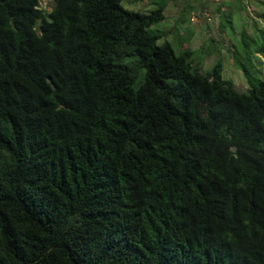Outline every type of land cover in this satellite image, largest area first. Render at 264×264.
<instances>
[{"label":"trees","instance_id":"16d2710c","mask_svg":"<svg viewBox=\"0 0 264 264\" xmlns=\"http://www.w3.org/2000/svg\"><path fill=\"white\" fill-rule=\"evenodd\" d=\"M154 3L0 0V264H264V31L239 91Z\"/></svg>","mask_w":264,"mask_h":264},{"label":"rangeland","instance_id":"374dc122","mask_svg":"<svg viewBox=\"0 0 264 264\" xmlns=\"http://www.w3.org/2000/svg\"><path fill=\"white\" fill-rule=\"evenodd\" d=\"M157 0H121L125 8L146 12L156 8ZM52 0H39V6L48 9ZM149 29L160 36L157 43L167 41L174 51L192 50L191 59L202 71L215 66L220 76L233 82L235 89L245 90L246 74L234 54L245 55L252 41H258L264 31V0H164L163 18ZM251 61L256 72L252 77H264V56L253 51ZM258 57V58H257ZM217 62V64H216ZM77 219L72 215L68 222Z\"/></svg>","mask_w":264,"mask_h":264}]
</instances>
